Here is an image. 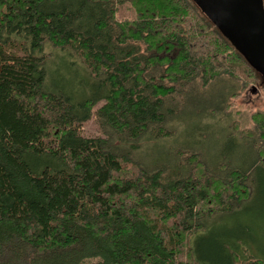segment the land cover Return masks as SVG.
<instances>
[{
  "label": "trees",
  "instance_id": "trees-1",
  "mask_svg": "<svg viewBox=\"0 0 264 264\" xmlns=\"http://www.w3.org/2000/svg\"><path fill=\"white\" fill-rule=\"evenodd\" d=\"M259 83L192 0H0V264H264L191 245L264 172Z\"/></svg>",
  "mask_w": 264,
  "mask_h": 264
},
{
  "label": "rangeland",
  "instance_id": "rangeland-1",
  "mask_svg": "<svg viewBox=\"0 0 264 264\" xmlns=\"http://www.w3.org/2000/svg\"><path fill=\"white\" fill-rule=\"evenodd\" d=\"M72 62L77 63L64 53L56 52L51 71L55 70L61 73L62 70L70 68ZM72 72L78 80L85 81V76L79 70L78 65L73 68ZM224 91L223 87H217L210 92V95L217 98ZM90 92L88 86L82 90L84 96L91 95ZM232 103L233 107L230 111L232 117L240 121L242 127H249L251 114L256 110L264 109V90L261 88V84L251 85L240 98L234 99ZM203 130L206 133L211 132L210 129L201 127V132ZM194 132L197 138V130L195 129ZM84 134L87 136L96 134L92 120L85 124ZM251 177L253 190L248 202L232 214L216 217L206 226L205 232L191 239L192 247L194 246L204 253L213 254L215 245L226 242L230 247L237 246L242 258L248 257L264 261V172L255 170ZM96 261H88L85 264H95Z\"/></svg>",
  "mask_w": 264,
  "mask_h": 264
},
{
  "label": "water",
  "instance_id": "water-1",
  "mask_svg": "<svg viewBox=\"0 0 264 264\" xmlns=\"http://www.w3.org/2000/svg\"><path fill=\"white\" fill-rule=\"evenodd\" d=\"M201 13L264 78L263 0H192Z\"/></svg>",
  "mask_w": 264,
  "mask_h": 264
},
{
  "label": "flooded vegetation",
  "instance_id": "flooded-vegetation-1",
  "mask_svg": "<svg viewBox=\"0 0 264 264\" xmlns=\"http://www.w3.org/2000/svg\"><path fill=\"white\" fill-rule=\"evenodd\" d=\"M261 78V82L262 84H264V78L263 77H260Z\"/></svg>",
  "mask_w": 264,
  "mask_h": 264
}]
</instances>
